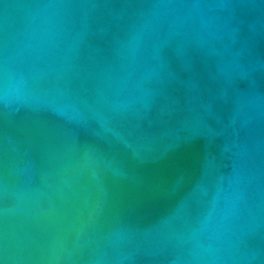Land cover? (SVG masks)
<instances>
[{
	"label": "water",
	"instance_id": "obj_1",
	"mask_svg": "<svg viewBox=\"0 0 264 264\" xmlns=\"http://www.w3.org/2000/svg\"><path fill=\"white\" fill-rule=\"evenodd\" d=\"M0 264H264V0H0Z\"/></svg>",
	"mask_w": 264,
	"mask_h": 264
}]
</instances>
